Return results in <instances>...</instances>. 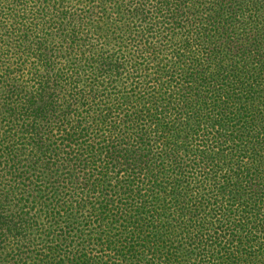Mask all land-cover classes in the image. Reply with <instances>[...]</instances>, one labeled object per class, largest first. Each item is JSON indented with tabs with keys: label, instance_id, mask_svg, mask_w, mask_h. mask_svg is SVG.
I'll use <instances>...</instances> for the list:
<instances>
[{
	"label": "trees",
	"instance_id": "16d2710c",
	"mask_svg": "<svg viewBox=\"0 0 264 264\" xmlns=\"http://www.w3.org/2000/svg\"><path fill=\"white\" fill-rule=\"evenodd\" d=\"M0 264H264V0H0Z\"/></svg>",
	"mask_w": 264,
	"mask_h": 264
},
{
	"label": "clouds",
	"instance_id": "9594fccd",
	"mask_svg": "<svg viewBox=\"0 0 264 264\" xmlns=\"http://www.w3.org/2000/svg\"><path fill=\"white\" fill-rule=\"evenodd\" d=\"M26 75H27V73H26Z\"/></svg>",
	"mask_w": 264,
	"mask_h": 264
}]
</instances>
